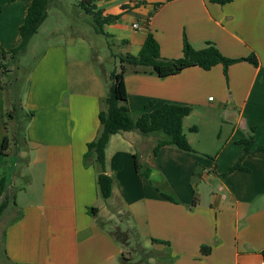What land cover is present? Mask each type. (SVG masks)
<instances>
[{
	"label": "crops",
	"instance_id": "crops-1",
	"mask_svg": "<svg viewBox=\"0 0 264 264\" xmlns=\"http://www.w3.org/2000/svg\"><path fill=\"white\" fill-rule=\"evenodd\" d=\"M32 1L0 0V48L19 44ZM64 1L50 0L45 22L54 13L65 24L69 17L82 21L79 27H93L82 7L73 8L70 2L64 6ZM92 3L104 16L120 15L104 30L122 54L138 55L151 32L163 58L183 57L187 39L196 50L214 43L231 59L255 54L259 64L238 62L227 76L221 64L210 70L189 67L166 78L129 70L124 81L134 116L164 103L192 108L183 131L193 151L165 146L155 154L156 135H113L106 169L114 187L105 200L98 192L95 167L84 156L99 134V114L109 89L82 29L64 43L48 44L21 91L23 107L35 112L25 151L10 144L2 152L9 128L6 94L0 87V182L5 181L16 203L0 219L7 264H121L124 249L110 234L108 221L113 228L134 229L158 252L159 264H264V152L257 151L264 147V0L225 5L209 0ZM135 23H148L149 29H135ZM150 102L155 106L147 109ZM253 128L252 152L244 155L241 141ZM18 157L27 159L24 173ZM242 157L244 169L229 173ZM136 161L150 167L148 178L137 172ZM93 207L97 214L90 212ZM122 217L127 226L121 225ZM207 245L210 252L204 253Z\"/></svg>",
	"mask_w": 264,
	"mask_h": 264
},
{
	"label": "trees",
	"instance_id": "trees-1",
	"mask_svg": "<svg viewBox=\"0 0 264 264\" xmlns=\"http://www.w3.org/2000/svg\"><path fill=\"white\" fill-rule=\"evenodd\" d=\"M10 3L17 0H8ZM210 2L225 5L233 0H209ZM50 0H33L28 7L26 19L20 27L19 44L11 49L5 50L0 48V87L6 94L7 110L6 125L9 128V134L5 137L2 152L9 149L10 144L13 149L18 152L25 147L27 138V128L32 121L35 112L26 110L22 105L20 79L18 70L20 69V57L26 53L31 39L38 33L40 27L48 17V6ZM79 6L83 8L86 15L92 19V26L97 34H102L110 39L108 33L105 32V25L114 24L120 19V15H103L102 11L96 10L92 0H81ZM149 28H147L148 30ZM120 61V71L113 70L110 74L112 84L109 88L107 96L103 100L104 107L99 114L100 131L97 138L90 142L87 146V152L84 156V162L91 163L95 167L97 174V187L100 196L109 199L113 194L114 178L107 173L106 169V149L113 135L122 132L138 131L143 135H156L157 145L154 153L158 154L160 149L165 146H174L180 150L192 152L193 149L190 142L183 131L184 119L191 114L192 108L177 104L164 103L151 111H146L140 117L133 115L128 106V95L125 85V75L129 70L137 74L156 75L160 78L177 75L185 69L198 66L204 70H210L217 65H223L224 73L228 75V69L231 65L238 62L247 61L258 66V60L255 54L245 58L231 59L224 56L214 43L208 45L201 50H196L192 45L184 40L183 57L179 59L163 58L160 53V45L154 33H149L138 55L132 54H112ZM155 102L147 104L146 108H152ZM25 126V128H24ZM196 131L197 128H191ZM254 131L249 138L242 140L245 145L244 155L252 152L254 144ZM257 151L264 152V147L257 148ZM244 157V156H243ZM229 169V173L236 170L244 169L242 159ZM26 158L18 157V163H25ZM136 170L144 177H149L151 173L150 167L140 164L136 161ZM227 174L222 175L225 178ZM162 196L170 201H175L171 195L162 193ZM15 199L8 195L7 185L4 180L0 182V219L6 210L15 207ZM94 215L98 213V209L93 207L89 209ZM21 213L16 218L18 220ZM112 237L118 242L122 248H130L132 238L137 240L138 233L134 229L123 230L119 227L110 231ZM5 234L0 240V263L7 264L8 256L5 246ZM155 243H166L157 239H152ZM139 247L140 243H137ZM139 264H148V260L154 258L151 251L144 253V248H139ZM204 253L210 252V247L203 246ZM264 253V252H263ZM145 255V256H143ZM121 264H138L134 263L131 258L123 252L120 256Z\"/></svg>",
	"mask_w": 264,
	"mask_h": 264
},
{
	"label": "rangeland",
	"instance_id": "rangeland-1",
	"mask_svg": "<svg viewBox=\"0 0 264 264\" xmlns=\"http://www.w3.org/2000/svg\"><path fill=\"white\" fill-rule=\"evenodd\" d=\"M68 2H70L72 4L73 8H74V6L79 5L78 0H65L63 5L66 6L68 4ZM71 13H73L75 18L80 19L79 14L76 11H72ZM73 15H71V16H73ZM64 18H65V16H64ZM65 22H66V20L59 21L57 14H54V13L50 14V17L48 18V20L45 22L43 27L38 31L39 34L32 41V43L29 47V51L20 57V61H19L20 69L18 70V77L20 79L19 85H20L21 89H23V92H25V89L27 87L26 79L29 76L32 67L38 61L43 50L48 46V44L64 43V41H65L64 38L66 36L67 37H73L74 36L73 34H76V31H78L79 29H82L83 32H85V35L87 36L86 41L91 43V47L93 48L95 57L97 58V60H96L97 64L96 65H97L98 74L101 75V77L104 80V84L108 87V89L110 88V86L112 84V81L110 79L111 72L115 69H117L118 71H120V69H121L119 59L115 58L112 54L113 53L119 54L121 47L114 44V41H111L106 36H104L102 34H97L96 31L91 26H87V25L82 24V27H79L80 23L82 21L71 22V19H69V17H68L67 18V24H65ZM74 23H76V24L74 25ZM64 25L67 28H64ZM59 27H61V29H59ZM81 45H83V44H81ZM80 54L84 57L85 51L81 50ZM227 117L228 116L226 115V118ZM24 128H25V126H24ZM186 132L188 133V130H186ZM153 136H154V134H153ZM25 148H26V146L23 149H20V151H22V150L25 151ZM26 163H27V159H26L25 163L20 164V167H21L19 169L20 172L24 173L23 168L25 167ZM20 181L21 180L19 179L18 185H19ZM20 185H22V184L20 183ZM109 203H110V201H109ZM117 209H119V207ZM122 216L125 218L126 214L123 213ZM123 217L121 218L122 219L121 225L127 226L128 225V224H126L127 220L123 219ZM116 221H118V223H120L119 218L116 219ZM104 222H105V220H104ZM106 225L108 227H111L112 230H115V227L113 228V225H111V222L110 223H109V221L106 222ZM125 230H126V228H125ZM138 242L141 245L140 247L137 244ZM207 247H209V246L207 245ZM139 248H144L143 254L148 253L152 250L151 253L155 257L153 259L148 260V264H159L158 259H157L158 252L153 250V248H151L150 244L148 242H146L145 239L142 240L141 237H139V236H138L137 240L135 238H132L131 247L130 248H128V247L124 248V252H125L126 256L131 258V260L134 263H138L140 260L139 254H138ZM143 256H145V255H143Z\"/></svg>",
	"mask_w": 264,
	"mask_h": 264
},
{
	"label": "built area",
	"instance_id": "built-area-1",
	"mask_svg": "<svg viewBox=\"0 0 264 264\" xmlns=\"http://www.w3.org/2000/svg\"><path fill=\"white\" fill-rule=\"evenodd\" d=\"M133 28H135V29H139V28L147 29V28H149V26H148V23H146V24H144V25H142V24H140V23H135V24H133ZM211 99H212V98H211Z\"/></svg>",
	"mask_w": 264,
	"mask_h": 264
}]
</instances>
